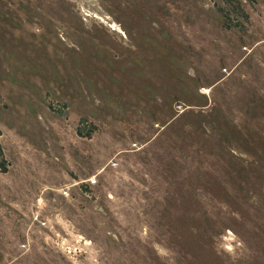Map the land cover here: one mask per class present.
I'll return each mask as SVG.
<instances>
[{"label": "rangeland", "instance_id": "374dc122", "mask_svg": "<svg viewBox=\"0 0 264 264\" xmlns=\"http://www.w3.org/2000/svg\"><path fill=\"white\" fill-rule=\"evenodd\" d=\"M0 264H264V0H0Z\"/></svg>", "mask_w": 264, "mask_h": 264}]
</instances>
